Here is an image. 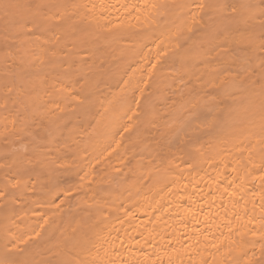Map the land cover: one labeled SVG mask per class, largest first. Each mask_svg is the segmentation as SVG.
I'll return each mask as SVG.
<instances>
[{"label":"bare ground","instance_id":"obj_1","mask_svg":"<svg viewBox=\"0 0 264 264\" xmlns=\"http://www.w3.org/2000/svg\"><path fill=\"white\" fill-rule=\"evenodd\" d=\"M0 193V264H264V0H0Z\"/></svg>","mask_w":264,"mask_h":264},{"label":"snow or ice","instance_id":"obj_2","mask_svg":"<svg viewBox=\"0 0 264 264\" xmlns=\"http://www.w3.org/2000/svg\"><path fill=\"white\" fill-rule=\"evenodd\" d=\"M13 7H18V5H10V4H5L4 5V8L6 10L11 9ZM225 7L230 8L233 12L236 11V6L235 5H225ZM0 195H2V193H0Z\"/></svg>","mask_w":264,"mask_h":264}]
</instances>
